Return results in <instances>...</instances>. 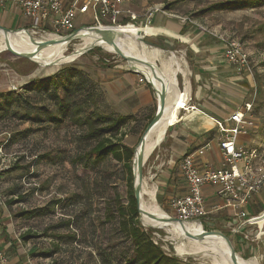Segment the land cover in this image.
Segmentation results:
<instances>
[{
	"label": "rangeland",
	"instance_id": "obj_1",
	"mask_svg": "<svg viewBox=\"0 0 264 264\" xmlns=\"http://www.w3.org/2000/svg\"><path fill=\"white\" fill-rule=\"evenodd\" d=\"M218 1L230 0H133L128 7L140 13L145 7L157 3L174 14L188 15L205 26H216L218 31L239 40L248 54V63L252 71L250 80H247L245 75L240 80L246 86L240 88L243 92V101L239 110H245V103H250L247 117L251 125L244 136L245 140L249 141L248 147L256 148L264 155V123L260 121L261 117H264V42L262 41L264 33L254 32L264 24V2L246 9H240L235 4L236 6L202 13L204 8ZM19 17L17 16L16 19H19L20 26L16 22L1 25L9 29L27 28L34 38L45 36L38 31H32L25 16ZM126 25L134 26L137 30L136 34L139 31L150 34L152 30L148 26L140 28L132 23L121 24V26ZM147 38L158 44H165L167 49L173 52V49L179 48L178 44L160 36ZM82 42L80 38L68 42L66 52L74 51ZM2 43L0 39V45ZM13 47L24 53L23 48ZM175 54L182 62V66L184 64L186 66L183 53ZM167 56V51H161L158 60H155L160 70L164 67L166 59L168 60ZM48 63L18 57L6 50V47L0 48V92H22L25 85L44 79L66 65L76 66L103 91V105L110 113L134 116V119L129 120L121 131L124 133L123 142L136 146L143 125L156 110L157 96L154 90L153 95L148 91H141L136 83L120 84L122 72L130 70L124 58L99 45L84 51L69 62ZM131 64L140 70L136 63ZM138 75L143 76V74ZM188 77L189 73L186 76L179 71L173 73V92L169 95V99L171 103L182 97L185 103L181 108L192 100L189 91L188 95L184 94V82ZM144 84L149 83L145 81ZM181 108L178 115L183 113ZM28 112L31 113L32 110L29 108ZM176 119L169 125H172ZM169 125L161 142L147 157V161H144L143 177L146 183L149 182L148 185H155L156 205L166 214L176 217L167 202L161 204L159 201L161 185L158 173L162 168L161 150L168 140ZM1 142L4 143L8 158H14V161L10 163L6 161L4 165H9V168L0 169V264H100L103 255H107L113 264H126L128 258L133 255L130 242L117 232L113 224L104 222L103 217L104 200L110 198L115 190L121 197L125 195V171L122 163L110 156L93 168H83L79 163H75L72 159L74 154L83 150L85 144L79 137V130L65 124L59 127L51 124L38 129L37 125H31L26 120L19 122V119L6 118L0 120ZM18 195L23 197L21 201L8 203L9 200H15ZM255 198L258 200L261 197ZM261 205L263 209L260 214L264 211V193ZM45 207L51 208V211L39 215H16L20 209ZM250 213L251 216H258L254 214L253 208ZM68 217L73 222L69 227L70 232L74 233L73 239H67L65 227L59 225L57 231L64 234L61 240L48 235L25 243L19 240V234L27 229L40 234L47 225ZM215 217L218 219H202L200 223L196 221V224L201 230H219L228 233L234 247H238L240 260L254 258L257 264H264V221L261 222L259 219L248 225L245 232L249 235V239L237 234L235 236L238 240H235V236L230 231L233 228L223 226L222 216L220 217L219 214ZM142 227L166 254L177 257L181 262L212 264L200 253L178 254L176 250L178 245L189 249L193 248L194 244L190 240L182 239L174 227ZM52 232L53 230H48L47 234ZM256 235L259 237H255ZM7 240H11L12 244ZM53 244H58L60 247L52 256H45L51 252Z\"/></svg>",
	"mask_w": 264,
	"mask_h": 264
},
{
	"label": "trees",
	"instance_id": "obj_2",
	"mask_svg": "<svg viewBox=\"0 0 264 264\" xmlns=\"http://www.w3.org/2000/svg\"><path fill=\"white\" fill-rule=\"evenodd\" d=\"M263 2L264 0L218 1L208 5L202 13L225 9L235 4L240 9H246L256 7ZM127 20L129 19L125 18L121 24ZM254 32L263 34L264 24ZM262 41L264 42V35ZM103 96L104 93L97 83L89 79L83 70L73 65H66L44 79L25 85L22 92H0V120L6 118L19 119V122L26 120L31 125H37L38 129L51 124L56 127L62 124L75 127L85 144L83 150L74 154L72 159L75 163H79L83 168H93L102 163L107 156L122 163L125 171V195L121 197L115 190L110 198L104 200L103 217L104 222L113 224L117 232L130 242L133 255L128 258L126 264H186L177 257L166 254L139 222L132 189L134 146L123 142L124 133L121 131L129 120L134 119V116L110 113L103 105ZM29 108L32 110L31 113L28 112ZM153 115L147 118L139 136ZM260 121L264 123V117H261ZM22 199L23 197L18 195L15 200H9L8 203ZM47 211H51V208L20 209L16 215H39ZM71 223L73 222L68 217L47 225L40 234L27 229L19 234V240L25 243L43 235L54 236L61 240L64 234L57 231L59 225L65 227L67 239H73L74 233L69 230ZM48 230L53 232L47 234ZM225 234L229 236L228 233ZM234 239L238 240L236 236ZM51 247V252L45 256H52L60 245L53 244ZM234 248L238 252V247ZM100 264L113 263L107 255H103Z\"/></svg>",
	"mask_w": 264,
	"mask_h": 264
},
{
	"label": "built area",
	"instance_id": "obj_3",
	"mask_svg": "<svg viewBox=\"0 0 264 264\" xmlns=\"http://www.w3.org/2000/svg\"><path fill=\"white\" fill-rule=\"evenodd\" d=\"M131 1L133 0H0V8L8 5L18 8L29 20L32 31L60 37L88 25L121 26L124 18L135 21L140 15L123 6ZM153 11L166 13L161 6L155 4L145 12V17L147 18ZM172 16L195 25L218 40L223 46V57L227 63L245 67L251 72L248 54L238 39L199 24L188 15ZM144 25H147V21ZM138 81L147 80L145 76H139ZM245 106V110H235L224 121L217 122L218 130L222 133L218 140L222 157L218 166L211 165L203 159L208 144L184 154L179 159L178 168L187 191L171 197L168 200V207L176 217L187 221L208 220L203 190L210 188L219 202L234 208L235 215L242 219L232 231L244 239H249L245 232L248 225L259 219L261 222L264 221V211L259 216L250 217L246 210L250 197L264 189V155L256 148L248 149L237 144L238 137L246 135L251 125L247 117L250 103H245ZM8 157L4 143L1 142L0 169L9 168V165H4L6 161L9 163L14 161V158Z\"/></svg>",
	"mask_w": 264,
	"mask_h": 264
},
{
	"label": "crops",
	"instance_id": "obj_4",
	"mask_svg": "<svg viewBox=\"0 0 264 264\" xmlns=\"http://www.w3.org/2000/svg\"><path fill=\"white\" fill-rule=\"evenodd\" d=\"M130 3L131 2H128L123 6L131 10V8L128 7L131 5ZM155 4L157 3L145 7L140 13L131 10L140 16L135 21L127 20L122 25L132 23L140 28L143 26L150 27L152 29L150 34L139 31L144 39L162 47L163 49H160L162 51L172 52L174 56L176 55L175 53H183L187 62L186 66L185 64L182 66L183 64L181 62L182 70L179 71V73L185 76L189 73V77L185 79L184 82V91H189L192 100L181 108L183 113L178 115V118L172 125H169L170 132L167 137L168 140L166 144L162 146V168L158 173V178L161 185L159 201L163 204L165 202L168 203L171 197L182 195L187 191L186 183L178 168L179 159L184 154L193 152L203 147L205 144H208L203 155L204 161L214 166H218L221 163L222 157L218 146V140L222 136V133L218 130L217 122L224 121L230 113L239 110V106L243 101V92L240 88L244 86L240 80L243 75L247 77V80H250L252 71L249 72L245 67L227 63L223 57V46L218 40L212 38V36L201 31L192 24L182 22L176 16H172L177 14L169 12L166 8H163L166 13L162 11H153L146 18L144 15L145 12ZM17 16H24L18 8L9 5L0 8V24L6 25L16 22L18 26H20L19 19H16ZM146 21L147 25H144ZM206 27L218 31L216 26ZM157 36L163 37L165 40L174 44H178L179 48L173 49V52L172 50H168L165 44H158L147 38ZM175 58L179 60L177 56H175ZM139 76L140 75L137 73L127 69L122 72L119 82L120 84L136 83L141 91H148L153 95L154 91L149 84L138 82ZM170 90L171 92H169V95L173 92V88L171 87ZM201 116H205L208 121L211 122L210 126H212L206 128L202 133H198L192 130L189 123ZM228 124L232 125L231 122H228ZM245 138L244 135L239 136L237 144L251 149L248 147L250 145L249 141L245 140ZM263 193L262 189H260L250 197L246 206L248 216L252 217L250 213L251 208H253L254 214H258L259 216L262 211L261 198L263 197ZM203 194L205 196L208 220L218 219L215 215L219 214L220 217L222 216V224L225 227L230 226L233 228L240 224L242 219L235 215L236 210L224 206L219 202L211 193L210 188H205ZM255 197L261 198L256 200L257 198ZM230 231L233 233V236H237V233H234L231 229ZM238 237L240 238V236ZM10 241L11 240H7V242L11 243Z\"/></svg>",
	"mask_w": 264,
	"mask_h": 264
},
{
	"label": "bare ground",
	"instance_id": "obj_5",
	"mask_svg": "<svg viewBox=\"0 0 264 264\" xmlns=\"http://www.w3.org/2000/svg\"><path fill=\"white\" fill-rule=\"evenodd\" d=\"M118 33L115 36L116 44L122 50V52L126 56H134L138 58V60H150L152 62L153 68L147 67L142 62L138 61L136 65L139 67L140 71L143 72L149 80H152L157 88L160 87L159 82L156 80L155 76L160 77L164 83L168 87V97L166 99L165 108L162 117L160 120L155 123V125L150 129L147 136L145 137V146H144V160L150 156V153L157 147V145L161 142L166 132V128L169 124H171L178 115V111L184 105L185 100L182 97L175 99L173 102L170 103L169 99V92H171V87L173 88L174 79L173 73L175 71H181V61L177 60L173 53L168 52V60L166 59L164 63V67L160 70L157 67L156 61L159 58V53L162 51L156 48H150L144 45L142 42L138 41L137 34L135 33L137 30L132 25L126 26H115L114 27ZM131 33V36H125L124 34ZM6 38H8L11 46H18L23 48L24 54H33L36 52L37 44L31 40V35L26 32L25 30H16L8 32L5 35L0 30V39L2 40V44L0 48L6 47ZM50 38H54L53 35H45L42 38H34V40H48ZM79 38L83 41L80 46H78L74 51L67 53L66 52V44L67 42H58L48 46H45L38 50L35 55L31 58L39 63L50 62L53 60L69 62L76 57H78V52L88 45L92 43L99 44L103 46L106 50L115 52L114 48L107 44L104 41L97 40V33L90 31L88 29H82L79 32ZM15 50L16 48L13 47ZM75 48V47H74ZM18 51V50H17ZM147 55V56H146ZM183 58V57H182ZM186 69V68H185ZM184 94L188 95L187 90L184 91ZM211 122L205 116H201L195 120H192L189 125L191 126L192 130L202 133L206 128L210 126ZM212 126V125H211ZM210 126V127H211ZM138 151L141 149V145L137 147ZM147 161V160H146ZM145 164V163H144ZM149 180V179H148ZM149 183V182H147ZM146 183V179L143 177L142 179V189H141V196H140V206L146 212H150L159 216H166L165 212H163L155 203V185H148ZM165 214V215H164ZM142 222L146 226H154L159 228H167L168 226L174 227L178 230L179 235L182 239L190 240L194 246L193 248H184L181 245L176 247L177 253L180 255H187V254H203L207 257L212 264H233L229 257L228 249L225 245L224 240L217 235H207L204 236L200 240L192 239L186 236L185 230L193 234L201 233V228L196 224L195 220L186 221L184 222V227H181L177 222H161L156 219H152L146 215H142L141 217ZM198 222V221H197ZM175 230V231H176ZM240 264H257L254 258H249L248 260H240L238 258Z\"/></svg>",
	"mask_w": 264,
	"mask_h": 264
},
{
	"label": "water",
	"instance_id": "obj_6",
	"mask_svg": "<svg viewBox=\"0 0 264 264\" xmlns=\"http://www.w3.org/2000/svg\"><path fill=\"white\" fill-rule=\"evenodd\" d=\"M115 26L113 25H100V26H96V25H88V26H84L81 28H78L76 30H73L72 32H69L68 34H65L63 36L60 37H54V38H50L48 40H34V37H32V35L30 34L29 30L27 28H20V29H9L5 26H2L0 24V30L7 35L8 32L11 31H16V30H25L26 32H28L31 35V40L32 41H36L37 44V49L35 50L36 52L38 50H40L41 48L54 44V43H58V42H71L74 39H78L79 38V32L82 29H88L90 31H93L95 33H97V40L98 41H104L107 44L111 45L114 50L115 53H117L118 55H120L122 58H124L128 65H129V69L137 74H143V76H145L147 82L151 85L152 89L155 91L156 96H157V102H156V110L154 112V115L152 117V119L148 122V124L145 126L144 130L142 131L139 140L136 144V146L134 147V151H133V157H132V175H133V183H132V189H133V194H134V198L136 201V206H137V211H138V219L139 222L142 226H146L143 222H142V215H146L152 219H156L158 221L161 222H168V223H172V222H177L181 227H184V222H186L187 220L185 219H181L175 216H170V215H166V216H159L150 212H146L145 210H143L140 206V196H141V189H142V179H143V165H144V158H143V154H144V146H145V137L147 136L148 132L150 131V129L155 125V123H157L160 118L163 115L164 112V108H165V103H166V99H167V95H168V87L167 85L164 83V81L160 78L155 76L156 80L159 82L160 87L157 88L154 84V82L152 80H149V78L140 70H138L134 64H131L132 62L137 63L138 58H135L134 56H126L122 50L119 48V46L116 44V40H115V36L118 35L119 32H117V30L114 28ZM137 39L139 42H142L144 45L150 47V48H158V49H163L162 47H160L159 45L148 41L146 39H144L141 35L140 32L137 33ZM94 46H99V44L96 43H92L90 45H88L87 47L76 51L78 52V55L82 54L84 51H87L91 48H93ZM6 50H8L11 54L18 56V57H24V58H28L32 60V56L35 55L36 52H34L33 54H24L21 53L17 50H15L8 38H6ZM57 62L56 61H51L48 64H55ZM143 64H145L147 67L149 68H153L152 62H150V60H143L140 61ZM141 145V149L138 151L137 147ZM165 215V214H164ZM199 222V221H198ZM200 223V222H199ZM150 227H154V226H150ZM155 228H159V227H155ZM185 234L186 236H188L189 238L192 239H196V240H200L202 239L204 236L207 235H217L220 236L224 242L225 245L228 249L229 252V257L230 260L232 261L233 264H240V262L238 261V258H241L239 256V254L236 252L234 245L232 243V241L230 240V238L223 233L222 231L219 230H202L201 233L198 234H193L191 232H189L188 230H185Z\"/></svg>",
	"mask_w": 264,
	"mask_h": 264
}]
</instances>
